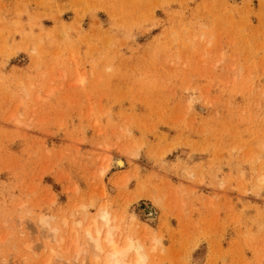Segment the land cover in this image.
<instances>
[{
	"label": "rangeland",
	"instance_id": "obj_1",
	"mask_svg": "<svg viewBox=\"0 0 264 264\" xmlns=\"http://www.w3.org/2000/svg\"><path fill=\"white\" fill-rule=\"evenodd\" d=\"M88 197L158 264H264V0H0L2 264Z\"/></svg>",
	"mask_w": 264,
	"mask_h": 264
},
{
	"label": "bare ground",
	"instance_id": "obj_2",
	"mask_svg": "<svg viewBox=\"0 0 264 264\" xmlns=\"http://www.w3.org/2000/svg\"><path fill=\"white\" fill-rule=\"evenodd\" d=\"M83 79L79 78L78 83L81 84ZM191 94L190 101L194 100ZM21 104L19 102L17 107ZM113 165L121 168L124 162L120 157H116ZM108 167L103 166L99 174H103ZM262 179L263 176L259 180ZM76 190L74 189L75 192ZM155 202L158 203V200L155 199ZM77 205L72 206L68 214L40 213L33 217V223L31 221L28 226H22L21 230L18 227L24 224V221L29 222L30 218L29 221L24 217L18 219L19 234L29 237L24 243L26 252L34 249L33 241L41 242L40 245L43 244L46 249L47 255L43 256L44 259L38 264H56L57 260L63 259L67 264H158L153 259L154 252L162 247L160 236L145 235L149 229L144 225L140 226L133 216L130 221H126L123 212L119 215L112 213L109 203L97 204L91 197ZM91 209L95 210L93 215L90 214ZM138 228H143L144 234ZM34 235L36 241L30 239V236ZM37 246L40 248L39 244ZM3 262L1 260L0 264Z\"/></svg>",
	"mask_w": 264,
	"mask_h": 264
}]
</instances>
